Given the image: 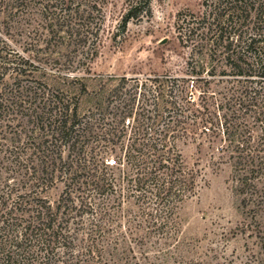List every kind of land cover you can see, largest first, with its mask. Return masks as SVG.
<instances>
[{
    "label": "trees",
    "instance_id": "obj_1",
    "mask_svg": "<svg viewBox=\"0 0 264 264\" xmlns=\"http://www.w3.org/2000/svg\"><path fill=\"white\" fill-rule=\"evenodd\" d=\"M26 1L3 2L16 9ZM46 1L44 8L65 3ZM207 8L211 20L188 28L193 48L209 51L233 72L264 77V0H214ZM57 16L52 11L49 19L57 22ZM12 53L0 51V264H94L109 246L117 217L111 212H172L197 188V170L184 166L179 140L198 146L223 141L229 151H239L229 157L245 172L256 171L255 158L264 148L251 149L249 135L239 145L232 95L217 103L216 92L206 87L194 99L187 86L166 93L159 80L152 102L137 101L136 94L121 92L123 77L107 98L111 109L78 115L76 97L31 79L39 68L32 56ZM244 57L252 58L246 68L239 63ZM10 75L14 80L7 84ZM243 97L247 110L264 94L252 88ZM256 113L264 121V113ZM260 139L261 145L264 131ZM114 147L116 176L103 162ZM55 179L63 189L52 205L42 193ZM119 236L117 243L124 238Z\"/></svg>",
    "mask_w": 264,
    "mask_h": 264
},
{
    "label": "rangeland",
    "instance_id": "obj_2",
    "mask_svg": "<svg viewBox=\"0 0 264 264\" xmlns=\"http://www.w3.org/2000/svg\"><path fill=\"white\" fill-rule=\"evenodd\" d=\"M3 1L15 0H0L1 53L30 54L39 66L30 78L76 97L78 115L111 109L107 98L123 77L121 92L136 94L137 101L152 102L159 80L166 93L185 85L194 99L208 87L217 103L233 96L239 145L249 135L251 149L264 148L259 144L264 121L256 119V112L264 113V99L257 107L242 106L245 90L264 94V77L231 71L187 38L189 26L211 20L206 10L214 0H63L49 8L43 7L46 0H27L16 9ZM52 11L57 22L49 19ZM247 62L252 58L239 59L243 68ZM199 78L208 79V86ZM13 80L7 76L5 83ZM176 147L184 166L197 170L194 194L172 212H111L117 217L109 246L94 264H264V151L255 158L256 171L249 173L229 157L239 151H229L223 141L198 146L179 140ZM114 148L103 162L116 176ZM62 189L63 182L55 179L42 195L53 205ZM119 233L124 238L117 243Z\"/></svg>",
    "mask_w": 264,
    "mask_h": 264
}]
</instances>
